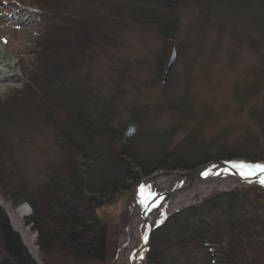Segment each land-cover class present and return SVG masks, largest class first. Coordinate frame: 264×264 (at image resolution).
Instances as JSON below:
<instances>
[{
    "label": "rangeland",
    "instance_id": "1",
    "mask_svg": "<svg viewBox=\"0 0 264 264\" xmlns=\"http://www.w3.org/2000/svg\"><path fill=\"white\" fill-rule=\"evenodd\" d=\"M69 3L73 0H0V197L13 207L27 206L24 219L31 213L29 204L13 205L1 186L11 192L19 184L35 189L52 166L65 165L69 157L82 158L61 132L69 99L86 112H97L93 109L104 98L113 102V126L122 128L125 139L128 125L135 124V132L125 140L144 156L173 155L183 166L199 163L198 156L208 162L264 163L248 159L264 150V0H187L176 10L178 25L170 36L136 26L93 28L85 35L79 31L73 47L57 49L67 54L61 65L52 41L54 34L65 31L68 22L61 18ZM172 45L176 58L164 75ZM2 61L7 63L6 74ZM58 101H65V110ZM74 141L87 142L86 150L91 142L84 137ZM192 169L157 170L140 177L97 210L108 229L110 254L114 251L106 264L114 261L120 237L137 210L139 186L155 174ZM237 182L195 194L167 218L215 194L239 193L242 198L243 190L251 187L264 192L260 184ZM247 195L252 208L241 211L237 205L231 210L223 202L212 210L222 231L237 241L233 249L227 237L221 244H203L205 252L196 255L201 264H264V194ZM7 217L32 259L44 264L35 231L25 225L33 235V253Z\"/></svg>",
    "mask_w": 264,
    "mask_h": 264
},
{
    "label": "trees",
    "instance_id": "2",
    "mask_svg": "<svg viewBox=\"0 0 264 264\" xmlns=\"http://www.w3.org/2000/svg\"><path fill=\"white\" fill-rule=\"evenodd\" d=\"M186 2L187 0H73L72 4H67L72 6L67 13H63L65 18H61L68 22L65 31L53 36L55 57L59 64L64 65L67 54L57 49H70L77 32L83 31L85 35L93 28L98 31L106 27L136 26L150 28L162 36H170L178 25L176 10ZM93 24L99 26L94 27ZM56 41L58 45H55ZM80 43H83L82 40H79ZM63 85L64 82L62 87ZM103 100L101 105L93 109H99L97 112L80 109L82 105L79 106L75 99H69V103L67 101L69 114H66L61 132L68 136H65V142H69L72 150H77L81 159L69 157L65 165L52 166L47 179L35 189L30 190L19 184L16 192H8L1 186L3 197L13 205L26 202L31 207V213L24 219V224L29 225L37 234L35 244L41 257H44V264L109 263L114 251L111 255L107 244L108 229L97 210L117 193L129 190V185L140 177L157 170L191 169L197 166L180 165L173 155L166 156L165 153L144 156L136 152L130 141L124 139L122 128L113 126V102H109L107 98ZM58 103L65 110V101ZM113 133H117V136ZM82 137L91 140L87 150L84 147L87 142L85 145V142L80 144L74 141ZM248 159L264 161V150ZM197 162L204 164L208 160ZM260 189L262 190L260 187H251L243 190L246 197L242 198H238L239 193L215 194L197 205L171 214L151 234L146 254L147 264H201L202 261L196 255L205 252L203 244H221L223 237H227L229 241L228 248L233 249L237 238L222 231L224 226H219V217L212 210L223 202L231 210L237 205L241 211L246 206L252 208L254 203L247 201V194L256 191L263 195L264 192ZM248 218L253 223L249 216ZM229 224L235 222L231 221ZM231 233L234 234L235 231ZM235 258L236 256L233 257ZM0 264H35L1 206Z\"/></svg>",
    "mask_w": 264,
    "mask_h": 264
},
{
    "label": "bare ground",
    "instance_id": "3",
    "mask_svg": "<svg viewBox=\"0 0 264 264\" xmlns=\"http://www.w3.org/2000/svg\"><path fill=\"white\" fill-rule=\"evenodd\" d=\"M3 74H6L7 63L2 61ZM179 177L177 175L155 174L139 186L137 194L136 207L137 210L142 206L147 198L155 195L154 203L148 210L147 220L139 216V211L134 212L133 218L125 229L119 240V249L117 259L112 264H122L128 249L132 245L131 254H135L142 246V237L146 233L145 223L148 221L150 224H156L161 221L164 212H171L187 203H189L195 194L205 195L215 189L231 188L239 183L232 177L229 178H208L199 182L198 180L186 183L184 186H176ZM160 192L159 195H157ZM0 203L3 205L6 213L11 219L14 227L18 228L23 235L26 243L33 253L36 252L34 246L33 235L28 227L25 226L23 219L29 212L27 206L13 207L8 202L2 200ZM131 256V255H130Z\"/></svg>",
    "mask_w": 264,
    "mask_h": 264
},
{
    "label": "water",
    "instance_id": "4",
    "mask_svg": "<svg viewBox=\"0 0 264 264\" xmlns=\"http://www.w3.org/2000/svg\"><path fill=\"white\" fill-rule=\"evenodd\" d=\"M176 58V47L175 45L171 46V51L170 54L166 60L165 68L163 70V74L166 75L170 67L172 66L174 60ZM163 83V81H162ZM136 126L135 124H130L127 127V130L125 131V139H129L133 133L135 132ZM239 163V162H244L247 164H264L262 162H245L241 160H232V161H225V160H220V161H215V162H208L202 165H198L195 168H193L190 171H187L186 173H177L175 171H167L164 173H159V174H165V175H177L179 178L178 183L176 186H184L185 182L190 183L191 181L195 180H207L208 178H229L232 177L234 180L239 181L244 184H249V183H257L262 186L260 180L264 178V174L257 172L256 175H250V176H244L241 175V172L239 169L234 168L232 165L233 163ZM207 173V174H206ZM152 177V176H151ZM160 192L157 194L159 195ZM154 198L155 195L150 196V198H147V200L144 201L141 207H139V216L142 217L144 220H147V213L148 210L152 207L154 203ZM3 200V199H2ZM0 206L4 209L3 205L0 203ZM5 211V209H4ZM6 212V211H5ZM173 212V211H171ZM171 212H164L163 217L160 222L156 224H149L148 221L145 223V228H147L146 233L142 237V246L141 249L138 250L135 254H131L130 251L132 250V245L128 249V253L125 256L124 261L122 264H146V254L149 249V243H150V237L153 232V230L160 225ZM7 214V213H6ZM8 215V214H7ZM129 225V224H128ZM128 227V226H127ZM119 249V247H118ZM118 254V251H117ZM117 254L112 263H114L117 259ZM131 255V256H130ZM35 259V258H34ZM36 263H38L37 259H35Z\"/></svg>",
    "mask_w": 264,
    "mask_h": 264
},
{
    "label": "snow or ice",
    "instance_id": "5",
    "mask_svg": "<svg viewBox=\"0 0 264 264\" xmlns=\"http://www.w3.org/2000/svg\"><path fill=\"white\" fill-rule=\"evenodd\" d=\"M232 166L234 168L239 169L241 175L244 176L256 175L257 172L264 174V164H247L244 162H239V163L234 162ZM260 182L264 184V178H262Z\"/></svg>",
    "mask_w": 264,
    "mask_h": 264
},
{
    "label": "flooded vegetation",
    "instance_id": "6",
    "mask_svg": "<svg viewBox=\"0 0 264 264\" xmlns=\"http://www.w3.org/2000/svg\"><path fill=\"white\" fill-rule=\"evenodd\" d=\"M199 154H200V153H199ZM195 158H196V157H195ZM196 159H197V161H198V160H202V158H200V156H198ZM188 161H191V160H188ZM182 162H183V161H182ZM199 163H200V162H199ZM199 163H196L195 165H198ZM205 163H207V162H205Z\"/></svg>",
    "mask_w": 264,
    "mask_h": 264
}]
</instances>
